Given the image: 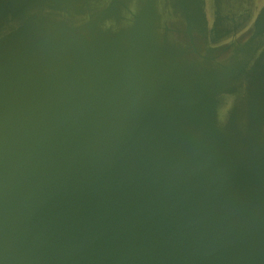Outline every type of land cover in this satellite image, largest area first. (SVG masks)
<instances>
[{
    "label": "water",
    "instance_id": "95a60500",
    "mask_svg": "<svg viewBox=\"0 0 264 264\" xmlns=\"http://www.w3.org/2000/svg\"><path fill=\"white\" fill-rule=\"evenodd\" d=\"M73 1L0 0V208L18 197L46 208L17 224L0 213V264L31 262L35 246L45 264H88L110 232L114 264H130L123 246L146 241L150 212L167 202L154 188L178 192L185 154L223 179L245 166L264 186L247 129L262 69L264 88V6L245 38L211 46L205 0H110L79 23L37 12ZM19 12L32 15L11 24ZM42 217L78 240L45 238L32 227ZM169 240L140 256H165Z\"/></svg>",
    "mask_w": 264,
    "mask_h": 264
},
{
    "label": "bare ground",
    "instance_id": "6f19581e",
    "mask_svg": "<svg viewBox=\"0 0 264 264\" xmlns=\"http://www.w3.org/2000/svg\"><path fill=\"white\" fill-rule=\"evenodd\" d=\"M262 71L263 69L258 77H254L255 89L253 95L248 97L250 108L247 129L253 153L264 151V88L259 84ZM224 154L226 155L224 151H216L218 157L225 159ZM185 155L187 157L181 162L187 165L189 171L178 179L188 185L185 183L179 185L178 192L175 193H170L166 187L154 188L156 197L160 201L165 198L167 202L162 201V204L159 202L150 212L156 214L144 225V228H147L146 241L135 243L131 235L126 233L131 239L124 244L123 248L126 250L120 254L121 259H127L130 264H165L174 260L176 264H264V186L259 184H263V180L253 177L246 171L249 169L240 164L236 166L242 171L236 172H242V175L227 170L223 179L218 173L220 171L218 164L211 167L206 160L201 159L202 156ZM200 159L201 163H206L201 164L202 169L199 166ZM223 162L228 166V161ZM261 162L264 164V159ZM179 171L182 173L183 169ZM232 175L239 180H235ZM256 184L260 187L257 188ZM8 198L7 193L6 203ZM174 204L177 205L178 211L170 214L171 206L168 205ZM5 205L4 208H0V213L7 211L15 224L23 220H33L29 218L28 208L38 206L41 212H46L44 200L42 202L37 200L35 206L18 197V202L14 205L9 204L6 207ZM59 210L60 208H57V211ZM55 217L54 215V219ZM59 225L42 217V223L32 227L44 232L45 238L50 232L78 240L77 234L59 232ZM113 228L118 230L116 226ZM114 238L115 233L110 232L105 245L97 252L98 257L87 256L88 264H102L101 262L114 264L110 253L113 247L109 246ZM166 238H170L168 245L173 249H168L165 256L163 254L156 259L144 261L140 252L145 253L147 249H154L156 253L162 254L164 251L162 242ZM0 247H5L4 239L0 241ZM31 253L34 259L21 264L48 262L38 246H35ZM64 253H70L67 247Z\"/></svg>",
    "mask_w": 264,
    "mask_h": 264
},
{
    "label": "rangeland",
    "instance_id": "374dc122",
    "mask_svg": "<svg viewBox=\"0 0 264 264\" xmlns=\"http://www.w3.org/2000/svg\"><path fill=\"white\" fill-rule=\"evenodd\" d=\"M236 1L238 0H217L215 4H212V0H206L207 5L205 6V12L208 19V36L211 46H219L221 43L229 40L230 37L235 36V34L242 29L237 24L228 25V22L224 24V19L226 20L228 18L227 14L229 11L234 14L236 12L239 13L238 9L241 5H238V3L234 4ZM106 2H108V0H75L68 3V5L56 6L57 9L53 11L44 9L40 6V10L37 12L40 13L42 10L44 14L57 16L58 18L67 21L79 23L86 18H90L95 12H97L96 9L94 10V6L97 8L99 3L104 5ZM209 12H211L210 19L208 17ZM31 15L32 13L28 14L26 12H19L16 14V18L10 23L23 22Z\"/></svg>",
    "mask_w": 264,
    "mask_h": 264
},
{
    "label": "flooded vegetation",
    "instance_id": "af4514ba",
    "mask_svg": "<svg viewBox=\"0 0 264 264\" xmlns=\"http://www.w3.org/2000/svg\"><path fill=\"white\" fill-rule=\"evenodd\" d=\"M109 1L110 0H108V2H106V4H104V5H101V3H99V6L97 8H96V6H94V10L96 9L97 12H95L91 17L96 15L98 12H100L109 3ZM216 1L217 0H212V4H215ZM235 3H238V5H241V7H239V9H238L239 13L236 12L234 14L231 11H229L227 14L228 18L226 20L224 19V24H226L227 22L229 23L228 25L237 24L242 29L239 32H237L235 34V36H232L229 38V40L221 43L220 46L224 45V44H229V43L234 42V41L239 40V39L241 40L243 37L245 38L247 33H248V30L251 28L252 24L254 23L255 19L257 18V16L259 15L260 11L262 10V8L264 6V0H246V1L245 0H238V1L234 2V4ZM206 5H207V3H206ZM205 10H206V8H205ZM210 16H211V12H209V14H208L209 19H210ZM212 17H213V14H212ZM88 19L89 18H86L85 20H88ZM207 21H208V19H207ZM208 35H209V33H208Z\"/></svg>",
    "mask_w": 264,
    "mask_h": 264
},
{
    "label": "crops",
    "instance_id": "0c3cea01",
    "mask_svg": "<svg viewBox=\"0 0 264 264\" xmlns=\"http://www.w3.org/2000/svg\"><path fill=\"white\" fill-rule=\"evenodd\" d=\"M205 6H206V1H205Z\"/></svg>",
    "mask_w": 264,
    "mask_h": 264
}]
</instances>
